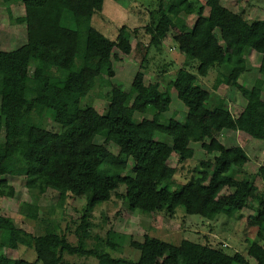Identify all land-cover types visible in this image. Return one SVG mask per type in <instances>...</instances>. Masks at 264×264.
Masks as SVG:
<instances>
[{
    "label": "trees",
    "instance_id": "16d2710c",
    "mask_svg": "<svg viewBox=\"0 0 264 264\" xmlns=\"http://www.w3.org/2000/svg\"><path fill=\"white\" fill-rule=\"evenodd\" d=\"M20 2L23 16L14 18L8 12V18L15 25L25 23L26 44L0 51V109L5 112L0 116V197L4 196L1 179L9 176L24 180L32 201L22 203L20 210L29 220H38V199L48 190L59 194V205L68 196L85 198V204L75 231L76 245L55 228L33 236L13 219L0 216V249L16 251L24 246L35 254L31 262L0 255V264H66L64 256L92 258L96 264H264V191L255 185L256 178L264 183V166L242 180L234 179V172L250 159L215 138L229 131L264 140V104H260L264 83L258 79L246 88L238 82L248 70L252 53L261 55L259 68L264 72V18L249 22L214 0H207L206 16L187 0H158L159 17L146 27L149 45L136 44L139 69L125 92L108 80L114 77L113 51L132 52L126 27L110 41L90 25L92 17L102 11L104 0ZM184 12L196 14L190 31L179 24ZM176 27L177 49L190 69L177 70L168 89L159 95L157 84L144 83L147 55L149 47L159 48ZM216 67L215 87L235 88L245 101L237 117L222 102L208 107L210 93L197 85L198 78L207 77ZM103 77L111 88L101 115L89 105L82 107L81 101ZM170 88L176 89L186 117L183 123L171 119L163 125L159 119L169 111ZM135 114L151 118L137 120ZM43 115L61 127L59 133L44 130L34 119ZM157 135L169 143L158 141ZM97 138L114 145L117 155L111 158L107 152L92 151ZM191 143L215 156L212 162L201 161L189 181L174 188L175 169L169 160L173 153L179 163L190 160ZM128 160L133 162L130 173H126ZM120 187L125 188L119 198L126 208L141 215L164 212L173 217L176 208H181L186 216L207 218L216 206L236 212L251 208L254 214L248 225L255 233L247 257L253 262L208 244L182 240L174 245L150 236L131 242L138 252L135 261L86 249L87 215L108 202ZM119 237L107 232V246L112 248Z\"/></svg>",
    "mask_w": 264,
    "mask_h": 264
},
{
    "label": "rangeland",
    "instance_id": "374dc122",
    "mask_svg": "<svg viewBox=\"0 0 264 264\" xmlns=\"http://www.w3.org/2000/svg\"><path fill=\"white\" fill-rule=\"evenodd\" d=\"M194 9H201L203 15L208 14L207 0H187ZM215 3L227 10L241 14L249 22L262 20L264 18V0H214ZM167 1L164 3V6ZM158 0H104L102 11L95 14L91 19V27L97 30L105 38L115 41L122 27H126V37L132 48L129 55H124L117 50L113 51L114 77L108 81L113 87L128 92L136 72L139 69V59L134 52L136 44L149 45L150 37L146 27L159 17ZM8 12L16 17L24 14V8L20 0H0V50L13 51L25 44V30L21 25H15L8 18ZM196 20V14L182 13L179 17V24L190 31ZM179 29L173 28L162 41L159 48L149 47L147 55V66L144 72V83L157 84L158 94L164 93L171 82L175 72L181 68L189 67V62L179 53L175 37ZM24 41V42H23ZM261 55L252 53L250 56L248 70L239 78V84L250 88L258 79L264 83V72L260 70ZM218 67L210 71L205 78H198L197 85L210 93L208 107H213L222 102L224 107L233 117H237L245 107V101L235 88L220 85L215 87L218 76ZM195 73L194 70H191ZM30 73L33 70L30 69ZM106 78L96 81L93 90L86 99L81 101V106L89 105L99 114H105V108L109 101L110 88L106 85ZM171 104L169 111L161 115L159 122L166 125L169 120L175 119L183 123L186 117V109L178 100L176 89L170 88ZM264 104V94L260 101ZM4 110L0 109V116ZM137 120L150 119V115L135 114ZM40 126L53 133H59L61 127L53 120L43 115L41 118L34 117ZM215 138L226 148H236L246 153L250 162L242 169L236 170L234 179L242 180L245 176L256 173L260 166H264V140L248 136L242 132L223 131ZM156 139L169 143L162 136L157 135ZM193 150V157L185 163L178 162V155L173 153L169 165L175 169L173 178L174 188L183 185L195 174L201 161H213V155L206 154L200 144H190ZM91 150L102 155L107 152L111 158L117 155V148L107 140L97 138L94 140ZM133 168L132 160H128L126 173ZM4 196L0 197V216L13 219L17 226L33 236L45 233L48 228H55L58 233L64 234L67 240L77 244L75 234L77 226L83 216L82 208L85 198L68 196L59 205V194L48 190L38 199V220L32 221L21 215L22 203H31V196L24 187L23 178L4 176L1 179ZM255 185L259 192L264 191V183L256 178ZM125 192L120 187L112 194L111 199L98 205L86 220V231L84 233V247L96 250L98 253H107L116 259L135 261L138 252L131 247L132 241L141 242L144 236L157 238L161 241L179 245L182 240H189L197 245L208 244L211 247L220 248L227 254L239 253L247 257V248L254 240L255 230L248 225V218L254 214L251 208L236 212L225 210L216 206L207 218L196 215L186 216L181 208H176L175 215L168 217L164 212L141 215L130 212L119 198ZM229 191H224L227 193ZM112 231L120 237L114 240L112 248L107 246V232ZM0 255L12 259H24L34 261L35 254L30 249L20 246L18 250L12 251L0 249ZM66 264H96L92 258L64 256Z\"/></svg>",
    "mask_w": 264,
    "mask_h": 264
},
{
    "label": "crops",
    "instance_id": "0c3cea01",
    "mask_svg": "<svg viewBox=\"0 0 264 264\" xmlns=\"http://www.w3.org/2000/svg\"><path fill=\"white\" fill-rule=\"evenodd\" d=\"M19 25H21V26H23V28H24V30H25V34H26V25H25V23H22V24H19ZM25 39H26V36H25ZM24 42V41H23ZM25 44H26V42H25ZM24 44V45H25ZM23 46V45H22ZM20 48V47H19ZM1 51V50H0ZM4 52H9V51H4Z\"/></svg>",
    "mask_w": 264,
    "mask_h": 264
}]
</instances>
